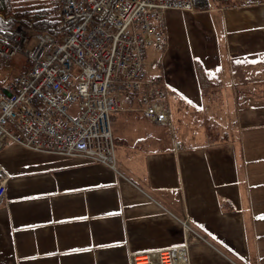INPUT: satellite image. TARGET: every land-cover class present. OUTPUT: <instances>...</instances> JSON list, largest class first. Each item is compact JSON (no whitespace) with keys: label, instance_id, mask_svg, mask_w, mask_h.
<instances>
[{"label":"crops","instance_id":"1","mask_svg":"<svg viewBox=\"0 0 264 264\" xmlns=\"http://www.w3.org/2000/svg\"><path fill=\"white\" fill-rule=\"evenodd\" d=\"M210 1L165 11V45L148 50L149 73L178 105L166 98L169 137L131 97L113 114L118 172L14 143L0 150V264H131L185 241L191 264H264V4ZM191 112L214 118L222 137L176 125Z\"/></svg>","mask_w":264,"mask_h":264},{"label":"built area","instance_id":"2","mask_svg":"<svg viewBox=\"0 0 264 264\" xmlns=\"http://www.w3.org/2000/svg\"><path fill=\"white\" fill-rule=\"evenodd\" d=\"M57 7L55 34L0 27V63L20 53L29 60L24 72L0 87V150L14 143L81 156L118 172L112 115L123 108L125 96L137 95L146 119L156 125L169 121L166 93L147 76V51L164 45L165 11H193V0H58ZM32 39L37 44L30 50ZM8 181L0 165V206ZM189 249L185 241L132 255L131 264H191Z\"/></svg>","mask_w":264,"mask_h":264},{"label":"rangeland","instance_id":"3","mask_svg":"<svg viewBox=\"0 0 264 264\" xmlns=\"http://www.w3.org/2000/svg\"><path fill=\"white\" fill-rule=\"evenodd\" d=\"M57 1L58 0H11L10 2V14L9 19H14V17L22 16L23 19H32L30 22L33 24L40 23L41 21L49 22L55 24V27L57 28L59 24V17L60 13L57 7ZM222 1V0H221ZM221 5H225V2L222 1ZM195 11V10H194ZM5 13H3L4 16ZM8 17L4 16L5 19ZM20 23L21 25H24V23ZM16 25V24H15ZM33 35L32 33L30 34ZM37 44V41L35 39H32L31 46L29 45L27 48L32 49ZM28 57L20 53L16 57L13 58L11 62H5L0 63V87H6L8 84L13 82L15 78L25 70L27 65ZM147 69V75L148 78H153L152 74H155L156 68L154 67L151 70V73H149ZM205 86V84H204ZM167 100L170 103L171 109L176 112V108H178V105L174 106L172 104V100L167 98ZM183 108V107H182ZM180 107V110H182ZM176 119V118H175ZM182 120V117L180 118ZM177 120V119H176ZM214 118H211L208 116V119L205 117L203 113H190L189 115H186L182 121L176 122V125H186L185 129L189 132H195L199 128H208V133H211V138L214 137H222V133H219V131L216 129V124L213 121ZM175 121V120H174ZM181 122V124H180ZM148 127L152 131H162V133L165 135V137H169L171 132L175 130V127L168 128V127H160L155 126L153 124H148ZM117 127L114 125L113 130L115 131Z\"/></svg>","mask_w":264,"mask_h":264},{"label":"trees","instance_id":"4","mask_svg":"<svg viewBox=\"0 0 264 264\" xmlns=\"http://www.w3.org/2000/svg\"><path fill=\"white\" fill-rule=\"evenodd\" d=\"M225 2V5H231L233 3V0H222ZM10 2L11 0H0V26L3 27H8V28H13L18 25H21V22L24 23L22 25L25 29L29 30L30 32L35 31V32H49V33H56V27L55 24L49 23V22H44L41 21L40 23L33 24L30 22V19H23L22 16L14 17V19H9V14H10ZM211 1L210 0H194V6L197 10H208L211 7ZM223 3V2H222ZM224 5V4H223ZM8 17L7 19L4 18L3 16ZM16 24V25H15ZM198 74L200 78L204 76L203 70L198 67Z\"/></svg>","mask_w":264,"mask_h":264}]
</instances>
